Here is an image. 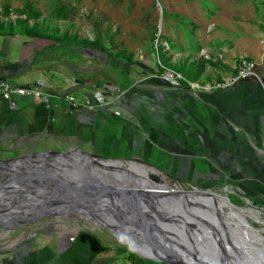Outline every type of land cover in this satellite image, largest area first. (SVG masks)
Masks as SVG:
<instances>
[{"label": "crops", "instance_id": "crops-1", "mask_svg": "<svg viewBox=\"0 0 264 264\" xmlns=\"http://www.w3.org/2000/svg\"><path fill=\"white\" fill-rule=\"evenodd\" d=\"M18 1L22 5L0 0V8L30 4V0ZM21 20L24 16L12 13L0 16V79L14 85L39 83L43 91L70 95L77 102H91L99 92L108 104L85 111L64 102L52 101L45 107L28 97L13 99L12 105L0 99V167L29 153L74 147L103 158H138L146 164L161 159L166 162L164 173L182 185L201 190L227 185L231 194L244 199L247 195L249 203L264 207L263 79H244L219 89L198 88L212 87L233 74L236 62L226 61L219 50L223 55L203 59L210 58L216 68L204 66L189 82L192 87H170L161 81L150 55L130 61L108 50L62 45L45 37L57 34L41 25V14L32 30V21L20 26ZM169 45L166 66L172 68L177 53ZM178 56L184 60L186 55ZM114 111L120 116H113ZM1 255L0 264L63 262L62 254L35 255L25 261H19L24 255L2 259Z\"/></svg>", "mask_w": 264, "mask_h": 264}, {"label": "water", "instance_id": "water-1", "mask_svg": "<svg viewBox=\"0 0 264 264\" xmlns=\"http://www.w3.org/2000/svg\"><path fill=\"white\" fill-rule=\"evenodd\" d=\"M216 191L232 190L182 185L138 158H103L76 147L39 151L0 167V228L76 212L143 260L172 264L146 255L159 250L182 264H264V220L221 207ZM21 210L37 215L15 217Z\"/></svg>", "mask_w": 264, "mask_h": 264}, {"label": "rangeland", "instance_id": "rangeland-1", "mask_svg": "<svg viewBox=\"0 0 264 264\" xmlns=\"http://www.w3.org/2000/svg\"><path fill=\"white\" fill-rule=\"evenodd\" d=\"M29 3L41 14L40 23L47 32L100 41L111 54L127 56L130 61L146 55L155 60L156 45L163 48L166 58L169 54L166 45L169 47L170 43L172 53H177L175 58L168 56L175 60L172 67L203 63L205 56L212 58L222 50L225 60L231 63L240 58L251 60L258 80H264V0H30ZM60 4L71 9L70 21L59 22L51 17L52 8ZM178 54H185L184 60ZM154 64L157 65L155 61ZM147 164L172 179L163 171L164 160ZM164 179L168 184V179ZM167 187L171 188L170 184ZM230 192L215 193L217 198H226L232 207H250L246 199ZM79 216L76 212L48 216L0 228V254L4 255L1 259L29 255L19 259L25 261L35 255L44 257L51 243L59 241L63 262L83 255L85 259L91 257L95 264H121L115 250L119 246L112 237L101 227L96 228L93 219L79 221ZM22 248L27 253L17 252Z\"/></svg>", "mask_w": 264, "mask_h": 264}, {"label": "built area", "instance_id": "built-area-1", "mask_svg": "<svg viewBox=\"0 0 264 264\" xmlns=\"http://www.w3.org/2000/svg\"><path fill=\"white\" fill-rule=\"evenodd\" d=\"M156 66L158 69H160V78L161 80L169 85L170 87H179L180 85L184 84L187 87H192V84L187 82L179 73L167 69L159 64L157 58L155 57ZM233 74L228 77L226 81L215 83L212 85V87H198L203 90H209L211 88L213 89H219L224 87H229L236 82L244 79H253L255 81L258 80L257 73L255 72V66L254 63L246 58H240L235 63V66L233 68ZM123 92H120V94L117 96V98L120 97V95ZM21 97H28L31 99H34L38 101L40 104H42L45 107H48L52 101L56 102H64L66 106H69V108H79L83 109L85 111H96L98 109L104 108L107 106V102L104 100V98L100 95L99 92H95L92 95V101L89 102L87 100H84L82 102H77L72 96L65 95V96H55L51 95L42 89H40V84H28V85H14L9 83L5 80H0V99L10 103L11 105L14 103L13 99H18ZM113 116L119 117L120 114L117 111H114Z\"/></svg>", "mask_w": 264, "mask_h": 264}, {"label": "trees", "instance_id": "trees-1", "mask_svg": "<svg viewBox=\"0 0 264 264\" xmlns=\"http://www.w3.org/2000/svg\"><path fill=\"white\" fill-rule=\"evenodd\" d=\"M9 13L15 14L17 16H24V20L17 21L19 22L18 24L20 26H24L27 21H32L33 24L30 30L37 27V24L34 22L39 18L40 14L37 10L32 9L30 7V4H26V6L21 9L10 10L7 6H2L0 8V16H6ZM50 15L53 19L63 22H68L72 18L71 9L63 4L56 5L54 8H52ZM39 36L40 35L33 34V37L35 38H41ZM56 36L57 35H47L45 37L47 39L55 38L58 42H61L62 45H69L87 50H95L97 52H107V48L105 49L101 42L97 40L89 41L86 39H78L75 36H68L66 33L61 34L58 37ZM160 39L163 40L164 38L160 36ZM153 50L155 53V57L157 58L160 65L179 73L187 82H193L191 80H195L199 76L201 70L204 69V66H208L209 68H216L217 66V64L212 62L209 58L208 60H203L205 65H203L202 63L194 62L188 63L187 65L182 64L178 67L168 68L166 66L168 60L165 58L163 48L160 45H156ZM158 70L160 71V69ZM191 72H193V76H191ZM115 250L118 260H121L122 262L121 264H163L140 259L122 247L116 248Z\"/></svg>", "mask_w": 264, "mask_h": 264}, {"label": "flooded vegetation", "instance_id": "flooded-vegetation-1", "mask_svg": "<svg viewBox=\"0 0 264 264\" xmlns=\"http://www.w3.org/2000/svg\"><path fill=\"white\" fill-rule=\"evenodd\" d=\"M250 210H252L254 212V214L257 216V218L259 219V222L260 220H264V207H256V208H251L250 207ZM72 216V215H71ZM80 217V216H79ZM80 220H83L81 217L79 219ZM85 221V220H83ZM95 221V220H94ZM97 222L95 221V224L94 226L96 227L97 225ZM100 227V226H98ZM97 228V227H96ZM29 239V238H28ZM50 251L47 252V254L45 256H48V255H55V256H59L62 254V249H60V244H59V241L55 243H51V246H50ZM25 249V248H24ZM18 253H27L26 249L23 250V248L21 249V251H17ZM16 253V255L18 254ZM94 260V259H93ZM45 262V261H44ZM62 264H95L94 261H92V258H83V255H78V256H75L73 258H69L66 262H61Z\"/></svg>", "mask_w": 264, "mask_h": 264}, {"label": "bare ground", "instance_id": "bare-ground-1", "mask_svg": "<svg viewBox=\"0 0 264 264\" xmlns=\"http://www.w3.org/2000/svg\"><path fill=\"white\" fill-rule=\"evenodd\" d=\"M116 166H119L120 165V163H116L115 164ZM166 190V189H165ZM197 197L196 196H194V197H192V199L193 200H197L196 199ZM213 201L216 203H218V204H220L221 205V207H225V208H227V210L228 209H230V210H232V206L230 205V203L225 199V198H222V199H220V198H217V197H213ZM229 210V211H230ZM241 212H243V214L245 215V216H249V217H251L253 220H255V221H258L259 222V220L257 219V217L253 214V213H249L246 209H239ZM233 211V210H232ZM45 212V211H44ZM64 212H66L65 210H64ZM66 213H68V212H66ZM57 214H60L59 212L57 213ZM31 216V217H36V215H37V213L36 212H24V211H22L21 210V212H19V214H15V217H18V218H20V217H22V216ZM81 217V216H80ZM72 218V217H71ZM93 222H95V221H93ZM97 226V228H98V223L96 224ZM4 229V228H3ZM120 235V234H119ZM140 247V246H139ZM145 251V250H144ZM151 251H153L154 253H151V254H146V255H148L149 257H160V258H163L165 261H168V262H171L172 264H182V263H180V262H176L175 260H170L169 258H165L163 255H161L160 254V252H159V250H151ZM157 254V255H156Z\"/></svg>", "mask_w": 264, "mask_h": 264}]
</instances>
